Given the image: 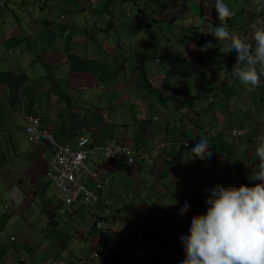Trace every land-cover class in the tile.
I'll return each mask as SVG.
<instances>
[{"label":"crops","instance_id":"crops-1","mask_svg":"<svg viewBox=\"0 0 264 264\" xmlns=\"http://www.w3.org/2000/svg\"><path fill=\"white\" fill-rule=\"evenodd\" d=\"M257 1L260 0H255L254 10H261L262 5L257 6ZM215 2L0 0V55L3 59L0 70V264H36V256L45 249L53 252L54 245H57L54 260L49 264H78L81 260H85V264H180L184 256L180 237L188 234L194 213H206L205 201L210 195L206 189L217 184L230 186L227 183L230 176L235 186L261 183L249 179L259 163L255 154L256 140L239 144L243 139L247 141L256 129L259 135L264 129L258 128V118L252 110L246 111L243 117L239 113L237 117L241 118L229 122L227 101L219 98L220 94L215 99L210 97L203 73L215 69L223 71L227 57L209 47L205 51L199 35L186 32L194 29L196 23L182 25L190 19L195 22L200 10L210 25L201 32L202 41L208 45L215 37L212 29L219 23ZM235 4L239 7L232 11L236 14L232 22L236 20L237 25H241L246 12L253 10L249 6L248 11H244L241 0H236ZM208 8L214 9V21L208 15ZM208 36L213 40L207 41ZM194 41L198 42V49L191 48ZM153 48L157 52L152 53ZM187 54L191 56L189 62ZM170 55L183 59L174 63L168 59ZM12 57L17 60L13 61ZM193 57L196 59L192 60ZM153 58L157 71H152V66L146 62ZM230 58L232 55L228 56ZM5 60L11 64L9 71L4 70ZM210 62H214V66L208 69ZM186 76L190 79H185ZM207 79L215 80L211 74ZM261 79L264 80V76ZM146 80L151 90L146 88ZM187 85H192V89ZM141 90L147 94L161 92L164 101L160 99L158 107L157 103L148 101L147 106L140 99ZM91 92L97 93L98 100L103 96L108 102L101 101L97 108L94 101L86 99ZM166 95H172L171 99H166ZM177 96L186 101L193 96L192 100L200 101V106L193 103L182 109L183 102L174 99ZM262 97L263 91L254 93V98L264 104ZM248 100L250 97L241 104L246 105ZM215 101L214 110L210 111ZM160 106L165 119L168 120L170 114L167 122L159 114ZM169 106L171 112H165ZM33 113L41 117L42 125L51 129L57 139L68 145H76L80 135L89 134L93 145H97L96 139L124 137L128 144L135 143L134 152L139 154L144 148L151 150L154 142L165 146L160 151L155 148L152 158L144 157L138 165L99 160L100 179L110 180L107 190L100 194L104 211L108 208L107 215L99 218L103 230L91 227L98 218L93 210L87 218L79 220L82 227L71 232L72 237L81 243L88 241L93 248L100 245L106 250L111 246L107 258L99 262L89 258L91 251L84 252L82 258H75L73 251V256L64 255V248L50 236L46 237L53 215H62V208L66 210V206L60 190L46 177L54 157L48 142L32 141L25 131V114ZM245 125L253 126L247 137L226 139L225 129ZM201 135L207 136L212 144L210 158L191 157L194 140ZM240 157L249 158L252 164L241 163L244 171L237 177L228 172L221 180L210 176L197 189L179 187L190 168L207 171L213 165L216 166L214 173L221 174V167L234 166ZM225 158H229V162ZM158 159L161 167L157 165ZM163 174L167 176L164 181ZM244 176H248V180L241 178ZM90 184L95 185L92 181ZM135 185L138 194L136 200H130L129 192ZM60 196L61 205L58 204ZM185 203L190 205V210L181 214ZM84 209L82 204L78 216L84 214ZM59 225L52 223L53 227L59 228ZM128 228H132L131 233L125 237ZM36 233L46 239L34 238ZM18 237L23 248L11 247L10 240L14 242ZM117 245L126 248L124 251L134 259L131 262L118 259Z\"/></svg>","mask_w":264,"mask_h":264},{"label":"clouds","instance_id":"clouds-1","mask_svg":"<svg viewBox=\"0 0 264 264\" xmlns=\"http://www.w3.org/2000/svg\"><path fill=\"white\" fill-rule=\"evenodd\" d=\"M262 9H264V6L261 7ZM261 10H259L260 14ZM215 12L219 23L211 33L222 44L225 53L234 52L236 54V63L231 71L232 76L246 88L255 89L260 87L261 77L264 76V20H258L255 17L253 23L250 21L252 23V41L249 42L246 38L230 32L228 20L233 15V12L224 0H216ZM208 47H211V44L206 45L204 50L206 51ZM230 55L232 54L230 53ZM259 91L264 92V86ZM27 125L25 126V131ZM41 126H43L42 120ZM235 128L248 129V131L242 136H232L227 132ZM252 128L253 126L245 125L242 127L227 128L223 132L226 139L232 141L237 138L247 137L251 133ZM49 130L51 131V129ZM83 135L88 136V134ZM109 138H115L119 145L117 136L114 135ZM194 141L196 144L191 148V157L204 159L206 157L210 158L213 155L211 151L212 144L209 142L207 136L201 135L200 139H195ZM62 143L66 144L64 142ZM155 148H159L160 151L165 146L161 143L154 142L149 151H146L145 148L140 154L127 151L129 155H126L125 152L123 156L129 157V160H134L132 163L127 162L129 166H133L134 163L138 165L144 157L152 158ZM117 152L120 151L118 150ZM255 154L259 159V163L255 173L250 175L249 179L252 181H260L261 183H256L252 186L241 184L240 186L232 185L228 187L217 184L211 189H206L207 192H210V195L206 197L205 201L208 205L206 213H194L190 220L188 234L180 237L184 245V256L180 264H264V133L256 138ZM114 162L117 161L115 160ZM241 163L249 164L250 162L247 163L245 159L237 160L233 167L239 169L240 172L244 171ZM98 165L100 167V163ZM93 167H89L87 164L89 172L86 174L88 175L89 173V176L85 177V182L89 189H93L96 194V199H92L91 202L86 203L84 200H79L68 204L67 195L57 186L63 197L67 213L75 220H78V212L73 211L72 208L76 204H83L87 207L93 203L101 202L100 194L103 193L105 188L103 190H97L95 189L96 185L92 186L90 184V181L95 182L90 178V171ZM48 172L49 169L47 170L46 177L51 181L48 177ZM98 180L102 182L108 181V183L110 181L109 179L101 180L99 172ZM189 210L190 205L185 203L184 207L181 208V214ZM54 217L53 215V220L50 223L51 225L52 223L58 225L54 221ZM99 218L91 223V227L96 230H103L101 219ZM107 229L109 228H105L104 230ZM131 229H126L125 237L131 233ZM115 247L120 256L119 259L129 262L134 259V256L128 253V251H124L120 245ZM111 250V246H109L106 250L98 252V255H103L107 258Z\"/></svg>","mask_w":264,"mask_h":264},{"label":"rangeland","instance_id":"rangeland-1","mask_svg":"<svg viewBox=\"0 0 264 264\" xmlns=\"http://www.w3.org/2000/svg\"><path fill=\"white\" fill-rule=\"evenodd\" d=\"M235 1L236 0H224V2L231 8L232 11H233L234 8L239 7V6H237V4H235ZM241 1H242V9L244 11H248V7L250 6V8H251V10H253V12L252 13L246 12L247 17H246V19L241 20V25H237V21L236 20H234L232 22V19L236 18V14L233 13V15L228 20V26H229L230 32H232V33H234L236 35H239L242 38H246L249 42H251L252 41L251 25L255 21L254 20L255 17H257L258 20H264V9H263V11L260 14L259 11H258L259 9L258 10H254L255 5H256L255 0H241ZM258 5L264 6V0L257 1V6ZM244 13L245 12H243V14ZM137 14L138 13L135 10V16ZM208 15H209V17L211 19H213V21L215 20V15H214V9L213 8H208ZM196 19L197 20L195 22H194V19H192V20L190 19L186 23L183 22L182 25L185 24L186 26H188L190 24L189 26H191L192 24L196 23L194 29L189 28V29H187L186 32L188 34L190 32H194L197 35H199V38H200L199 40H200V42H202V44H204V48H205V46L207 44L202 41L201 32H202V30H204L205 26L208 27L210 25H208V23L204 19V17L201 16L200 10L198 12V15H197ZM241 19H242V16H241ZM250 21L252 23H250ZM178 30L181 31V26H178ZM187 33H185L184 35H186ZM205 39L207 41H208V39H212L213 40V38L210 37V36H208ZM195 43H196V46H195ZM192 44L193 45H192L191 48L198 49V42L197 41H194ZM209 44H211V47H209L210 50H215L216 53L218 55H220V56H222L220 52L224 53L225 57L229 56L230 53L233 55V58L228 59V57H227L226 60H225L227 62L224 63V65L225 64H229V68L233 69V67H234V65L236 63V54L234 52L225 53L222 44H220L215 37H214V40L212 42H210ZM111 45H113V44H111ZM154 45H157V44H154ZM155 52H157V49L153 48L152 53H155ZM161 53L163 54V53H165V51L161 52ZM187 53H188V51H187ZM183 54L184 53H182V55ZM201 54H203V53H201ZM158 57H160L161 60L163 59V57L161 55H158ZM168 57H169L168 59L173 61L174 63H178V61H181L183 59V58H178V59L177 58H173L171 55L168 56ZM190 58H191V56L187 54L186 55L187 62H189ZM12 59H13V61L17 60L16 57H12ZM194 59H196V58L193 57L192 60H194ZM154 61H155V58H153V60H151V59L146 60V62L150 63L149 66H152V71H157V68H155V66H154ZM2 62H3V59H2V57L0 55V70L2 69ZM200 62H201V60L199 59L198 60V64ZM4 63H5L4 70L5 71H9V66H11L10 62L6 63V60H5ZM206 65H207V62L205 63L204 66H206ZM204 66H203V68H204ZM213 66H214V62H210L208 69L213 68ZM196 71H199V70H196ZM183 72L184 73H186V72L188 73V71H183ZM203 73L206 75L204 77V80H205V83L208 86V92H209L210 97L215 99L216 95L220 94L219 98H224V100L227 101V105L229 106V110H230L229 115H228L229 116V122H233V121L241 118V117H237V115H239V113H241L242 117H243V115L246 113V111L252 110L254 113H256V116L258 118V122H257L258 128L259 129L263 128V124H264V104H263V102L260 99L254 98V93L258 92L260 90L259 87L255 88V89L246 88L240 82L236 83V79L234 77H232V75H231L232 73L229 74L226 70L220 71V70L215 69V71H203ZM209 74H211L215 80H208L207 76H209ZM129 77H130V75H129ZM186 78L190 79L188 76H186L185 79ZM225 80H228L227 83L224 82ZM260 86H261V88L264 86V80L263 79H261ZM188 87H189V89H192V85L191 86L189 85ZM22 90H24V89H22ZM164 93H168V92H164ZM96 95H97L96 92L95 93H93V92L88 93L86 95V99H88L90 101H94L97 108H100L101 101L106 102V103L108 102L106 97L104 98L103 96L100 95L102 97V99L100 101V100H98ZM133 95H134V92H133ZM140 95H141L140 96L141 101H145V104L147 106H148V104H147L148 101H153L154 103H157V107H158L159 103H160L159 102L160 99L163 100V98H162L163 96H162L161 92L147 94V92H143L141 90ZM249 97H250V100L247 101L246 105L241 104L242 100H244L246 98L248 99ZM192 99H193V96L190 98V101L188 103H190L192 101ZM198 102L199 103L197 104V106H200V101H198ZM215 104H216V101H215V103H213L209 107L210 111L214 110V105ZM162 106L159 107V114L163 117V120L165 122H167L168 120H170V114L168 116V120L165 119V116L160 113V110H161ZM181 107H184V106H181ZM168 108L169 109H166L165 112H171L172 107L169 106ZM221 108H222V106H221ZM148 109H150V107H148ZM191 112H193V111H191ZM186 114L188 115V112ZM159 123H161V122H159ZM27 136L30 139V135L28 133H27ZM258 136H259V132L256 129L255 132H253L252 134H250L248 136V140L246 141V140L243 139L240 142L239 146H242L244 141L246 142V144L249 143L250 141H255ZM107 142H108V138H106V140H104V141L96 139V144L97 145H95V146L96 147H100V146H103V145L107 144ZM99 158L102 161L105 160V158H103V157H99ZM225 159H226L227 162H229V158H225ZM240 159H245L247 161V163L250 162L252 164V161L249 158L240 157ZM161 164H162L161 161L158 159V161H157L158 167H161ZM215 167L216 166L211 165V169H209L207 171H202L199 168H190V169H188L186 171L187 175H186L184 181L179 185V187H181L183 190H187L189 188L197 189L201 184L206 183L210 179V176L214 177V175H215L216 178H220V180H221V179H225L227 177L225 174L230 172L229 167L223 166V167H221V171H220L221 174H215L214 173V168ZM248 168H249V170H252L251 169L252 166L249 165ZM222 176H223V178H221ZM165 177H167V176H163L161 179L164 181ZM241 178H243L244 180H248V176H244V177H241ZM2 179H3V181L6 184L5 179L4 178H2ZM47 180L50 182V180L48 178H47ZM227 180L229 182H227V181L226 182L230 183L231 184L230 186H232V183H231L233 181L232 177L231 176L227 177ZM5 190L8 193L9 189H8L7 186H6ZM136 194H138V191L136 190V185H135L133 190H131L129 192L130 200H136ZM193 199L194 198H192L191 200L193 201ZM62 202H63V200L61 199V196H60L58 204L61 205ZM95 206H97V208H95ZM80 207H81V205L78 204L75 207H73L72 210L73 211H77L78 213H80L79 212L80 211ZM107 209L108 208H106V211H104L103 203H93L91 206L85 207L84 214H80L78 216V220H75V219H73V218H71L69 216V214L67 213V211L65 209L62 208V215H58V216L54 217V221H56L57 223L60 224L59 228L53 227L52 225L49 226V230L47 232V236L46 237L49 238L48 236H50V238L52 240H54L53 242L61 245L64 248V251H65L64 255H68V256L76 255V257L82 258L84 252H88L89 253L91 251L90 243L88 241H86V240H84L82 243L79 242L75 237L71 236V232H77V230L81 226L80 223H79V220L87 218V214L93 212V210H95L94 213H95L96 217L97 216L98 217H105V215H107ZM41 232H43V230H41ZM35 237H40L42 240L46 239L45 236H43L41 234H37V233L34 235V238ZM14 245L21 246V248H23V245H22L21 240H20L19 237L14 242L10 240V246L13 247ZM40 246H41V244H40ZM56 248H57V245H54L52 247V251L54 252V250ZM123 250H126V248H123ZM71 251H73V255H71ZM115 251L118 252L117 249H115ZM53 252L47 251V249H45L44 252L41 251V253L36 256V260H37L36 264H49L52 260H54L55 254ZM52 253H53V256H52ZM138 254L142 255L141 253H138ZM119 258H120V256L118 255V259Z\"/></svg>","mask_w":264,"mask_h":264},{"label":"built area","instance_id":"built-area-1","mask_svg":"<svg viewBox=\"0 0 264 264\" xmlns=\"http://www.w3.org/2000/svg\"><path fill=\"white\" fill-rule=\"evenodd\" d=\"M25 107L26 103L23 104V108ZM25 118L28 121L26 131L30 135V139L33 141L46 140L49 143L54 159L49 168L48 177L67 195L68 204L79 200H84V202L88 203L92 199H96L94 190L89 189L85 182V177L89 176V173L88 175L86 174L89 172L87 168L89 156L97 154L99 157L107 160L120 161L123 159L125 152L126 155H129V152L125 148L117 144L115 138H109L107 144L100 147L95 146L92 151L88 152L85 145L89 138L86 135L80 136L77 141L79 150H73L69 145L57 140L48 128L41 126V120L38 114H25ZM247 131L248 129L235 128L227 132L232 136H242ZM118 150L120 152H117ZM133 161L129 160L130 163ZM99 170V165H94L90 171V178L95 181V189L103 190L108 184V181L102 182L98 180Z\"/></svg>","mask_w":264,"mask_h":264},{"label":"trees","instance_id":"trees-1","mask_svg":"<svg viewBox=\"0 0 264 264\" xmlns=\"http://www.w3.org/2000/svg\"><path fill=\"white\" fill-rule=\"evenodd\" d=\"M140 59H142V57H140ZM143 59H144V58H143ZM225 65H229V64H225ZM225 65H222V66H223V69L226 70L229 74H231L230 71H232V68H229V66H225ZM220 71H221V70H220ZM231 75H232V74H231ZM232 77H233V76H232ZM227 81H228V80H225L224 82L227 83ZM236 81H238V80L236 79ZM232 83H233V82H232ZM144 84L146 85V88H147L148 90H151V89H152V86L148 83V81H146V83H144ZM259 89H263V87L261 88V86H260ZM171 96H172V95H166L165 98L169 100V99H171ZM174 99H176L178 102H179V101H180V102H183L182 106H184V107H182V109H183V108H186L187 106H192L193 103L196 104V105L199 103L197 100H192L190 103H188L189 101H186V99H185V100H180V97H179V96H177V97L174 98ZM262 100L264 101V97H262ZM196 107H197V106H195L194 108H196ZM262 129H264V128H262ZM88 138H89V140H88V142L86 143L85 148H86V150H87L88 152H90V151L93 150V148H94L95 145L92 144L91 136H90L89 134H88ZM117 141H118V143H119V146L125 148V150H127V151H129V152H131V153L134 152L135 143L128 144V143L126 142V140H125L124 137H122V138H120V137L118 138V137H117ZM69 146L72 147L73 150H79L78 142H76V145H69ZM131 156H132V155H131ZM94 157H96L98 160H93ZM129 159H130L129 157L123 156V159H121L120 161H117V163L120 164V165H122V164L126 165L127 162L129 161ZM99 160H101V159L98 157L97 154H95V155H91V156L88 157V161H87V163H88L90 166H94V165H96L97 163H99ZM133 165H137V164L134 163ZM229 168H230V172H229V173H230L231 175H233L234 177H237V175H239V174L241 173L239 169H235L232 165H229ZM90 182H91V181H90ZM94 183H95V182H94ZM109 184H110V181H109V183L106 185V187H105V189L103 190V192L107 190V188L109 187ZM100 201H101V199H100ZM90 206H91V205H90ZM14 246L16 247V245H14ZM90 249H91V252H90V254H89L88 256H89V258H90L91 260H93V261H96V260H97V262H99V261L101 260V258H105L103 255H98V252H100V251L102 250V247H100V245L97 246L96 248H93V246L90 245ZM75 258H79V257H75ZM84 261H85V260H81L80 262H78V264H82V263H84ZM84 264H85V263H84Z\"/></svg>","mask_w":264,"mask_h":264},{"label":"bare ground","instance_id":"bare-ground-1","mask_svg":"<svg viewBox=\"0 0 264 264\" xmlns=\"http://www.w3.org/2000/svg\"><path fill=\"white\" fill-rule=\"evenodd\" d=\"M53 159H54V157H53ZM53 159H52V160H53ZM87 161H88V160H87ZM51 162H52V161H51ZM87 164H88V163H87ZM97 164H98V163H97ZM58 190H59V189H58Z\"/></svg>","mask_w":264,"mask_h":264}]
</instances>
